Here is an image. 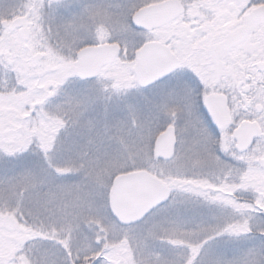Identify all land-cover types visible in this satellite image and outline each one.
<instances>
[{
	"label": "snow or ice",
	"instance_id": "snow-or-ice-1",
	"mask_svg": "<svg viewBox=\"0 0 264 264\" xmlns=\"http://www.w3.org/2000/svg\"><path fill=\"white\" fill-rule=\"evenodd\" d=\"M19 7L18 22L0 25V160L13 173L0 178V240L13 219L54 243L99 217L142 242L145 264H264V0H57L46 21L43 5ZM16 15L0 8V20ZM104 84L124 92L123 116L91 114ZM244 120L259 131L242 145ZM124 183L149 189L131 217L116 207ZM96 236L54 264H109ZM29 253L53 260L17 245L0 264Z\"/></svg>",
	"mask_w": 264,
	"mask_h": 264
},
{
	"label": "rangeland",
	"instance_id": "rangeland-1",
	"mask_svg": "<svg viewBox=\"0 0 264 264\" xmlns=\"http://www.w3.org/2000/svg\"><path fill=\"white\" fill-rule=\"evenodd\" d=\"M34 3L38 5H43L39 14L44 16L45 21L47 20V13L49 11V5L53 8L57 5V0H33ZM91 3L95 4H106L110 0L104 1H93ZM28 3V0H0V8L7 9V6L11 5L15 8L17 15L11 17L10 21L19 16V13L23 11L19 6L21 4ZM3 20H0V22ZM44 27H47L45 23ZM87 85H84L86 87ZM71 89V85L68 86ZM134 93H129L128 95H133ZM110 96V99L106 97ZM124 102L125 94L122 90H118L117 86L114 84H104L98 86V95L95 100L92 115L96 117L102 116L105 108L108 109L109 114H115L117 116L124 115ZM75 131L71 126L68 129L69 135L73 139L79 140L83 143L79 137L75 136ZM65 134L61 132V137L63 138ZM113 146H116V141H112ZM10 165L6 164L3 160H0V178L4 176L12 175L13 173L9 170ZM177 201L183 200L182 194L176 195ZM15 220V219H14ZM100 232L102 235L106 234L107 240L105 243L110 249V255L107 256L109 264H145L147 256L143 254L144 249L142 247V242L138 243L135 239L124 240L118 234L108 230V225L103 222L99 217H89L83 219L78 225L73 226L72 230L65 231L62 240H57L54 243H49L46 241L32 240L27 235L22 234V229L17 226L16 229H8L6 233L3 234V239L0 240V254L11 255L16 249L17 245H22L26 252L29 250L43 249L48 250L50 255H52L53 260L51 264H54L55 258L61 257L64 253L68 252L69 247L71 248V254L75 257L76 253L79 251L81 254L88 251L90 244L95 243L97 239L96 233ZM168 239V238H161ZM24 241V243H23ZM172 244L184 245L187 241L184 240H174L170 241ZM56 245H59L58 247ZM149 246L152 247V242L149 241ZM103 247V245H102ZM158 247V245H156ZM101 252H88L87 258H95L97 255H101ZM154 256H158V252L153 253ZM35 256L29 253L25 257V264H34Z\"/></svg>",
	"mask_w": 264,
	"mask_h": 264
},
{
	"label": "water",
	"instance_id": "water-1",
	"mask_svg": "<svg viewBox=\"0 0 264 264\" xmlns=\"http://www.w3.org/2000/svg\"><path fill=\"white\" fill-rule=\"evenodd\" d=\"M141 15V19L142 22H151V17L152 14L150 12H148L147 10H144L143 13L140 14ZM20 17H16L14 19H12L10 22H6V21H2L0 23V25H3L4 23L7 24H11L13 21H19ZM213 97H209L208 103L216 117L217 120L221 121L219 119V117L217 116V114L215 113L213 107L211 106V101H212ZM255 123H247V122H243L239 128L235 131V135L239 136V139L241 141L242 145H245L247 143V140L253 136L256 135L259 131V129H255L253 128ZM246 125H248V130L250 129V127H252L253 133L249 132L248 133V138H245L241 136V133H243V131L246 128ZM163 146H161L162 148ZM122 179H126V178H122ZM149 191L147 186L144 185H140L138 183H124V184H120L118 186V193L116 196V207L118 209V211L128 217H131V215L135 214L136 208L135 205L137 204V202L139 201V199L147 194V192ZM17 227L16 225V221L13 219L12 224L8 226L9 229H15Z\"/></svg>",
	"mask_w": 264,
	"mask_h": 264
},
{
	"label": "flooded vegetation",
	"instance_id": "flooded-vegetation-1",
	"mask_svg": "<svg viewBox=\"0 0 264 264\" xmlns=\"http://www.w3.org/2000/svg\"><path fill=\"white\" fill-rule=\"evenodd\" d=\"M93 1H95V0H93ZM97 1L101 2V1H104V0H97ZM211 106L213 107L215 113L217 114V116L219 117V119L221 121H225L226 123L230 122L231 117L229 115V109L227 107H225V104H224V101H223L222 97L213 96L212 101H211ZM243 122L255 123L254 121H247V120L240 121V123L237 125L236 130L239 128V126ZM249 132L253 133L252 127H250V129L248 130V125H246L245 130L243 131V133H241L242 138L243 137L248 138V133ZM23 243H24V241H23Z\"/></svg>",
	"mask_w": 264,
	"mask_h": 264
}]
</instances>
